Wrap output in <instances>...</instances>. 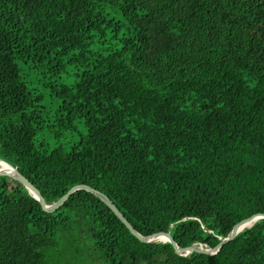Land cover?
Returning <instances> with one entry per match:
<instances>
[{"label":"trees","instance_id":"16d2710c","mask_svg":"<svg viewBox=\"0 0 264 264\" xmlns=\"http://www.w3.org/2000/svg\"><path fill=\"white\" fill-rule=\"evenodd\" d=\"M0 160L48 204L88 185L141 234L216 246L264 213V0H0ZM66 240L101 264H264V219L180 255L88 191L48 213L0 177V264H59Z\"/></svg>","mask_w":264,"mask_h":264},{"label":"water","instance_id":"95a60500","mask_svg":"<svg viewBox=\"0 0 264 264\" xmlns=\"http://www.w3.org/2000/svg\"><path fill=\"white\" fill-rule=\"evenodd\" d=\"M6 176L19 183H21L39 203L42 205L44 211L52 213L61 208L67 200L74 194L76 191L83 190L88 191L98 198H100L110 209L116 214V216L126 225L130 232L137 237L142 242H152V241H162L170 243L177 253L180 255H188L191 253H199L205 255H215L221 248L225 245L231 243L236 236L246 228H251L257 221L264 219V213L252 214L249 217L243 219L235 225L229 236L223 239L219 244L212 248H204L201 245H192V246H181L179 245L169 232L165 231H155L148 234L139 233L132 224L128 221L125 215L118 209V207L113 203V201L102 193L99 190H96L88 185H76L72 187L63 197H61L57 202L48 204L43 197L41 191L34 186V184L26 178L17 168L9 164L4 160H0V177ZM158 238H160L158 240Z\"/></svg>","mask_w":264,"mask_h":264},{"label":"rangeland","instance_id":"374dc122","mask_svg":"<svg viewBox=\"0 0 264 264\" xmlns=\"http://www.w3.org/2000/svg\"><path fill=\"white\" fill-rule=\"evenodd\" d=\"M87 248L85 245L75 246L66 240L59 247L50 249L46 253L49 254L48 259L51 258L50 263L55 258L61 260L59 264H101L93 251ZM47 262L45 264H48Z\"/></svg>","mask_w":264,"mask_h":264},{"label":"bare ground","instance_id":"6f19581e","mask_svg":"<svg viewBox=\"0 0 264 264\" xmlns=\"http://www.w3.org/2000/svg\"><path fill=\"white\" fill-rule=\"evenodd\" d=\"M160 238H158V240H159Z\"/></svg>","mask_w":264,"mask_h":264}]
</instances>
